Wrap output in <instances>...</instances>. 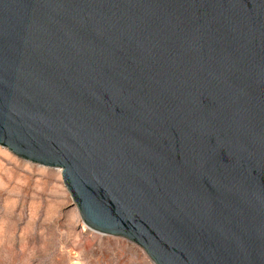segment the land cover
<instances>
[{
	"label": "water",
	"instance_id": "obj_1",
	"mask_svg": "<svg viewBox=\"0 0 264 264\" xmlns=\"http://www.w3.org/2000/svg\"><path fill=\"white\" fill-rule=\"evenodd\" d=\"M0 146L153 264H264V0H0Z\"/></svg>",
	"mask_w": 264,
	"mask_h": 264
},
{
	"label": "rangeland",
	"instance_id": "obj_2",
	"mask_svg": "<svg viewBox=\"0 0 264 264\" xmlns=\"http://www.w3.org/2000/svg\"><path fill=\"white\" fill-rule=\"evenodd\" d=\"M0 264H153L137 244L88 228L61 171L0 146Z\"/></svg>",
	"mask_w": 264,
	"mask_h": 264
}]
</instances>
